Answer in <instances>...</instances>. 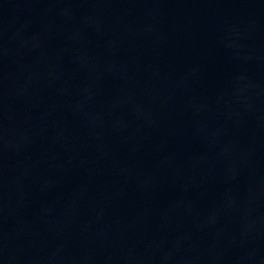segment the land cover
Here are the masks:
<instances>
[{"label":"water","instance_id":"water-1","mask_svg":"<svg viewBox=\"0 0 264 264\" xmlns=\"http://www.w3.org/2000/svg\"><path fill=\"white\" fill-rule=\"evenodd\" d=\"M0 264H264V0H0Z\"/></svg>","mask_w":264,"mask_h":264}]
</instances>
